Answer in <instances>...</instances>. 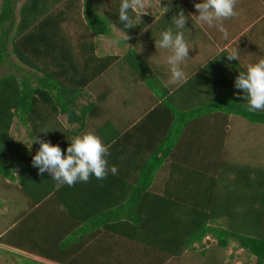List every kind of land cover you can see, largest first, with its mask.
<instances>
[{
    "label": "trees",
    "instance_id": "trees-1",
    "mask_svg": "<svg viewBox=\"0 0 264 264\" xmlns=\"http://www.w3.org/2000/svg\"><path fill=\"white\" fill-rule=\"evenodd\" d=\"M120 3L121 0L0 1V177L10 181L7 186L18 188L35 203L45 200L52 192L51 198L63 199L64 190L71 187L65 184L57 189L50 174H38V169L32 166V157L39 143L35 141L37 149L28 147L26 142L12 136L13 123L21 125L34 139L38 136L58 144L66 155L69 140L87 128L86 113L91 109L95 115L93 103L89 106L79 104L89 81L114 62L129 66L135 78L145 81L152 66L155 67L142 55L138 45L129 46L122 56H98L94 52V42L87 38L77 42L68 36L66 31L71 28V23L82 24V33L96 36L111 35L110 26L114 25L128 35L130 41L134 40L152 17L149 14L140 17L129 11L136 25L125 29L119 20ZM182 4H190V0H173L167 5L171 8L169 14H162L152 28L158 31L171 29L168 24L172 22V16L181 10L189 16L190 10ZM82 14L83 19L80 18ZM136 18L140 22H134ZM177 31L184 33L185 29L172 32ZM147 37L149 34L143 38ZM137 65L142 67L136 68ZM213 65L217 70L215 62L205 63L190 73L186 82L163 87L161 94L153 98L156 100L153 109L164 115L159 129L168 133L162 155L165 157L173 151V162L165 179L154 180L157 168L154 164L148 169H139L135 181L126 164L115 165L116 174L109 171L101 181L104 189L109 190L108 203L114 202L115 209L104 211L103 205L107 206V201H100L103 204L96 213L89 210V215L72 214L76 216V222L85 224L77 225L68 219L69 225L66 222L52 224L58 238H51L48 232L42 235V242L50 245L54 242L52 251L45 250L47 246L26 250L59 264H95L87 248L74 251L68 247L70 242L64 239L68 233L66 228L72 230L68 233L69 238L78 239L82 229L86 236L96 237V228L107 226L115 235L161 253L159 263L193 250L201 256L210 250L217 256L216 253L235 242L236 247L256 257L255 264H264V217L260 216L264 213V167L229 159L222 151L223 134L213 131L201 118L217 111L264 124V111L249 112L242 90L235 88L234 83L226 82L234 76L225 78L223 73L220 76L221 71H215ZM173 87L176 88L171 92L169 88ZM195 99L203 103L189 106L190 100ZM58 116H65L69 126L62 125ZM176 124L178 128L174 134ZM102 127L97 129L98 133L104 129ZM42 130L48 131L45 134ZM179 130L187 134H184L185 139L178 138ZM101 136L106 145L110 136L102 133ZM177 143L184 144L176 151L172 146ZM116 144L109 146L107 161H114L111 151ZM191 144L197 147L189 146ZM129 155L121 157L120 161L122 158L129 162L138 159L135 154ZM157 155L151 156L158 164L162 158ZM75 185L83 187L84 184L78 181ZM209 235L215 239L211 249L203 247V240ZM5 240L2 238L0 242ZM195 243L203 248L197 249ZM122 248L119 241L117 245L110 244L113 252ZM135 249V253L140 251ZM125 253L131 254L127 250ZM79 254H83L81 259ZM132 258L130 255L127 260L122 256L117 263L130 264ZM140 260L137 258L136 261L143 264ZM152 262L157 264L154 259ZM18 264L45 263L24 257Z\"/></svg>",
    "mask_w": 264,
    "mask_h": 264
},
{
    "label": "crops",
    "instance_id": "crops-1",
    "mask_svg": "<svg viewBox=\"0 0 264 264\" xmlns=\"http://www.w3.org/2000/svg\"><path fill=\"white\" fill-rule=\"evenodd\" d=\"M199 2H201V0H190V4H182L183 7H185V9L190 10L189 16H186L189 17V19L186 21V25L184 29L185 32H189L188 30L191 29L192 31L195 32V33L192 32L190 36H199L197 39H194L195 41L200 42V46L198 48H202V47L205 48L204 44L202 43L203 41L202 40L200 41V38L202 36H205V39L208 41L209 40L208 37L210 36V40H209L210 46L214 49V51L208 54L197 67L193 68V70L192 71L190 70L188 73L189 74L194 73L195 70L199 68V66L205 63L215 62L216 64H218L217 66L218 68L216 70L215 66L213 65L214 70L218 71L219 69V71H221L219 73L220 76L221 73H223L225 78H227L229 75L230 77L234 76V78H231L229 79V81H226L228 83H234L235 77L239 74L240 71H245L246 65L254 64L258 62L259 59L264 58V0H237V3L235 5V11L237 12V15L223 21L224 27L227 29L229 33L227 39H224L222 34L215 27H208L206 24L201 25L196 22L195 15H198V10L194 7V5L195 3H199ZM165 7H168V11L165 12L164 10L159 15L158 19L154 20L155 23L159 20L162 14H169L171 9L170 6L165 5ZM83 16L84 15L82 14L80 18L83 19ZM151 24L149 25L150 28L148 27L147 29L150 30L156 29V28H152ZM71 25H72L71 28L66 32H69L68 36H70L73 41L78 42V40L87 38L95 43V47H94L95 54L98 56H105L104 54L101 55L96 52V50L98 51L97 40L100 36H104V35L96 36L93 34L81 33L80 31H82V29L80 28H82L81 27L82 24L77 25L75 23H71ZM168 26L172 28V31L177 30V28L172 22L168 24ZM203 27L204 29L208 28L207 33L202 31ZM198 30L199 33H197ZM200 33L201 35H199ZM144 40H148V39L144 38ZM192 45L194 44L192 43ZM230 52L238 53L240 59L239 60L233 59L229 61L227 58V54ZM106 55H117V52H115L114 54H106ZM219 57L220 58L223 57V58L220 59L219 63H217V61H219L218 60ZM115 64H116L115 62L111 63V65H109L107 69L102 70L101 73L95 79L89 81L84 87V91L80 99L86 98V102H85L86 105H90L91 103L95 104L96 106L93 109H94V114H97L96 117H93L92 110H89L90 113L87 122V128L89 129L88 132H92L96 134L101 139L102 138L101 132L100 133L97 132V129L99 127L103 126L102 128H105L107 126L108 131L110 129L117 130L115 134L113 131L110 130L112 136L107 138L108 145L106 144V146L109 147L112 146L114 143H117L116 145H114L111 151L112 159L114 161H108L109 167L115 165L120 167L122 163L126 164V167H128L133 173L132 177L135 181V175L136 174L139 175V169L141 168L148 169L151 165L154 164L157 167L154 180H163L167 175L168 172L167 170L170 168L169 166L170 163L173 162L172 150H170L169 155H165V157H163L162 155L165 147L164 142L168 136V133L166 131L159 129L161 127L160 122L164 120V115L161 112H157L153 109L154 106H156V100L153 101V98L155 97L153 91L144 92V93L139 92L136 95L137 102L141 100L143 106L144 101L142 99L144 98L147 101V104L145 107L141 106V108L137 109L135 113L130 112V115L126 116V118L119 115V113H115V111L111 108L110 105L112 103H109L107 97L110 95L112 101L114 102L115 98L111 96L110 93L112 91H115L116 89L111 88L112 86L108 83L99 86L96 82V80L99 77H101L106 71H108V69L113 67ZM174 88H169V90L172 92ZM230 88L232 89V86ZM204 89L207 88L204 87ZM204 99L205 100L203 101H205L204 103L207 105V99L206 98ZM190 101L191 102L189 106L191 105L193 107L195 105H200L201 103H203V101H200L199 99L190 100ZM107 113L109 115H107ZM238 116L240 115H236L232 113L226 116L224 114L217 113V111H215L213 113L210 112L209 114H205L201 118H203L202 120L205 122V124L208 125L209 128L212 127L211 129L213 131H218L220 132V134H223L225 141L222 151L225 153V155L229 157V159L232 160L235 159V161L243 162V163L249 162L256 165L259 164L262 167H264L263 155H259V156L256 155L255 157H253L254 159H251L250 157L244 158L243 155H240V153L238 154L236 153L237 152L236 149L231 150L230 145L232 144L229 145L227 142L232 132V128L230 126L233 125L234 117L236 118ZM59 118L60 116H58V120L60 121ZM95 118H98L97 122H94ZM88 124H91V127H89ZM121 125H123V127H121ZM16 126L18 125L13 123V126L11 127V135L14 136L15 138H18L26 142L28 147H33L37 149V145L35 144L34 137L28 136V133L24 130V128L21 125H19L17 129H15ZM166 128L168 129V127ZM173 128H176L174 129V132L172 131L174 134H176L175 130H177L178 128L177 124ZM58 129L59 128H57V130ZM93 129L94 131H92ZM221 130L224 133H222ZM100 131H102L103 133V130ZM84 132L85 130H83L82 133ZM178 133H179V137H178L179 139H185V135L187 134H185L184 130L183 132L182 130H179ZM101 140L104 143L103 139ZM178 143L172 146L173 148L176 149V151L178 150L179 146L184 144V143L182 144H178ZM189 146H193V144ZM193 147H197V145L195 144ZM153 153H157L158 154L157 157L162 158L158 162V164L157 162H155L156 161L155 158H152L151 156ZM127 154H130L132 156L135 154L138 157V159L129 162V161H123L124 158H122V161H120L121 157H124ZM147 157H149L148 160ZM0 179H1L0 185L5 186L7 192L16 190V192L19 195V198H23L21 199V202L24 203V207L19 208V211L14 216V219H12L11 223L7 225L4 229H0V241H2V238H6L5 241H7V242L5 241L0 242L3 245L0 246L1 247L0 258L3 257L2 255H5V258L6 256H8L9 258L11 256L13 258L18 256L19 258L25 257L29 259H34L43 262L45 264H59L55 262H50L48 260H44L37 253H31L26 249L30 248L28 250H34V248H36L40 250V248L47 246L45 250L52 251L55 247L54 242H52L51 245L42 242V235L45 234V232L51 233V238H54L55 240L58 238L57 233L54 227L52 226V224L54 223L61 224L62 222L65 223L67 219L74 220V217L76 216H73L72 214H76L77 212L78 213L80 212L82 215L83 214L89 215L90 214L89 210H93L96 213L98 212L97 210L98 207L101 204H103L100 203V201H107V206L103 205L105 206L104 211L106 212L116 208V206H114V202H112L111 204L108 203L109 190L106 191L104 189L103 183L101 182L102 180H97L94 176L90 177L88 182L86 183L83 182L84 184L82 185L83 187H78L77 185H74L71 188L64 190L63 194L60 192V194H62L63 196V199L58 197L60 199L58 200L57 196H55L56 198H51L54 194V192H52L50 195L47 196V198H45V200H42L37 203L33 202V200L28 196H25L18 188H12L11 185L7 186L8 183L10 182L9 180L3 179L2 177H0ZM134 181L132 180L133 183H135ZM42 187L44 188V186ZM112 191L113 190H111V193ZM6 198L9 199L7 196ZM61 200H63V202ZM65 201L68 203L69 209L66 208L67 204L65 203ZM61 206H63V210H61ZM72 210L74 211V213H72L73 212ZM4 211L5 209H0L1 217L3 216L2 214H4L3 213ZM260 216L264 217V213H262ZM73 223H76L77 225H79V223L85 224L83 221L76 222V220H74ZM66 224L69 225L68 222H66ZM109 224L111 225L112 223L110 222ZM66 229L68 230L67 231L68 233H71L72 230L70 229V227ZM96 229L98 231L101 229L99 233L97 232V230H95L94 234L95 236L97 235L96 237H93L91 235L86 236L83 229L81 230L78 239L76 237L69 238L68 233H66L64 237L65 241L70 242L68 247L70 249L71 248L74 249V251H76L77 248H81V249H84V247L87 248V251L91 253L90 256L93 259H95V264H118L120 257L124 256L128 260L130 255L133 256V258L130 260V264H139L136 261L137 258L141 259L140 261L143 264H151L153 263L152 262L153 259L156 261L157 264H170L173 260H177V261L180 260V258H182L186 252H188L185 251L180 257L177 258L175 257L165 258L162 263H159L160 262L159 259L160 257L162 258V254L155 252L150 247L142 246L136 244L134 241L121 238L115 235L116 233L108 229L107 226L106 228L103 226H98V228ZM52 233H54V236H52ZM206 239L211 241L208 244V246L206 245L207 248L210 249L213 248L215 239L210 235L204 238L203 247L205 248L204 244L207 242ZM118 241L121 244V246H123V248L119 250H115V252H113L110 249V244L113 243L114 245H117ZM194 246H196L197 249L203 248L196 243L194 244ZM20 248H25V250H22ZM134 249L135 250L140 249V251L138 253H135ZM226 249L219 251V253L222 252L221 255L219 254L220 257L218 258L221 264H223V257H225L226 255L225 252ZM126 250L130 251L131 254L130 255L126 254L125 253ZM234 250L236 252L240 250V257H241L240 264H245V263L255 264L256 262L255 256L251 254H247L245 250L240 247L234 246ZM116 251L118 253H116ZM193 251L195 252V250ZM82 255L80 254L78 255L80 259L82 258L81 257ZM209 256H211L213 259H215L216 257L217 259V256H215L213 253H210ZM0 264H1V260H0Z\"/></svg>",
    "mask_w": 264,
    "mask_h": 264
},
{
    "label": "rangeland",
    "instance_id": "rangeland-1",
    "mask_svg": "<svg viewBox=\"0 0 264 264\" xmlns=\"http://www.w3.org/2000/svg\"><path fill=\"white\" fill-rule=\"evenodd\" d=\"M108 1L109 0H106V2ZM172 1L173 0H148L150 8L147 9V14H150L153 17V20L149 22H152V27H155L154 20H157L159 15L165 10V5L171 4ZM80 4L82 6V3ZM134 22H140V19L136 18ZM148 24L141 29L140 33L132 41H130L129 39L126 40V34L122 30L114 27V25L110 26L111 35L100 36L97 40L98 51L96 50V52L101 55L114 54L115 52H117V55L122 56L129 46L133 47L134 45H138L139 51L142 53V55L150 62V64H153L156 67L155 68L152 66V72L149 73L147 81H145L139 78H135L129 66H126L122 63H116L113 67L108 69V71H106L101 77L96 80L99 86L108 83L112 86L111 88L116 89L115 91H112L110 93L111 96L115 98V101H112L110 95L108 96L109 98L107 97V99L109 103H112L110 105L111 108L115 111V113H119V115L125 118L126 116L130 115V112L135 113L137 109L141 108V100L137 102L136 99V95L139 92L144 93L153 91L154 96L157 97L161 92V88L169 85H171V87L178 85L170 83L171 73L169 71V65L167 64V57L171 54L170 50L157 49L155 46V41H159V39L161 38L160 34L165 30L151 31L150 29H147L149 27ZM207 30L208 28H202V31H204L205 33H207ZM188 31L189 32H184L183 34L186 43L190 46L189 57L186 58L181 64V68L185 72L186 76L189 75L188 72L190 70L192 71L193 68L197 67L208 54L214 51V49L210 46V36L208 37V41L205 39V36H202L200 38V41H203L202 43L204 44L205 48H198L200 46V42L195 41L194 39H197L199 36H190V34L194 31H192V29ZM80 32L82 33V31ZM197 33H199V30L197 31ZM148 34L150 37H147L148 40H144L143 37L147 36ZM199 35H201V33ZM192 43L194 45H192ZM141 67V65H137L136 68ZM143 68L145 69V65H143ZM165 69L167 70L164 76L163 74L165 73ZM148 84H150L151 86H149ZM142 100L144 101V105L142 107H145L147 101L144 98ZM85 102L86 98L79 99L80 106L86 105ZM93 106L96 105L93 104ZM181 106H183V108L186 107L182 104ZM89 113L90 112L86 114V122H88ZM107 115L109 114L107 113ZM96 116L97 114L93 115V117ZM59 119L62 125H65L67 127L69 126L67 124L65 116H61ZM97 120L98 118H95L94 122H97ZM88 125L89 127H91V124ZM121 127H123V125H121ZM230 127L232 128V132L227 142L229 145L232 144L230 145L231 150L236 149V153H240V155H243L244 158L250 157L251 159H254L253 157H255L256 155L264 156L263 123H254L243 117L238 116L236 118L234 117L233 125H231ZM88 130L89 129L86 128L85 132H88ZM102 130L103 133L102 131L101 133L104 135L106 134V136H112L111 131H113L114 134L116 132L114 129H110L111 131H108L107 126ZM92 131H94V129ZM6 196L9 199H7ZM21 199L23 198H19V195L16 190L7 192L5 186L0 185V209H5V211L3 212L4 214H2L3 216H0V229H4L7 225H9L12 219H14V216L19 211V208L24 207V203L21 202ZM206 241L207 242L204 244L205 248H207L208 244L211 242L208 239H206ZM236 244L237 243L231 242V245H229V247L226 249V255L225 257H223V264H240V250H238L237 252L234 250V246H236ZM0 246L3 245L0 243ZM221 253L222 252H218L217 259L216 257L215 259H213L211 256H209L210 250L208 253L202 256L198 253L197 250L195 252L188 251L183 255L182 258H180V260H173L170 264H221L220 260L218 259ZM2 256L3 257L0 258L1 264H18L22 260V258H19L18 256L14 258L12 256L10 258L8 256H6L5 258V255Z\"/></svg>",
    "mask_w": 264,
    "mask_h": 264
},
{
    "label": "clouds",
    "instance_id": "clouds-1",
    "mask_svg": "<svg viewBox=\"0 0 264 264\" xmlns=\"http://www.w3.org/2000/svg\"><path fill=\"white\" fill-rule=\"evenodd\" d=\"M237 0H201L195 3L194 7L198 10L195 15L196 22L208 27H215L223 36L228 38V31L224 27L223 21L237 15L235 5ZM150 8L148 0H121L119 6V20L125 29L134 27L130 18L129 11L137 16L147 14ZM168 7H165V12ZM186 17L181 10L171 18L172 23L178 30L185 28ZM159 41H155L157 49H168L171 54L167 57L169 65L170 83L178 84L186 82L185 72L181 68L183 61L189 57L190 46L184 39L182 31L173 34L171 29L165 30L160 34ZM128 39V35L125 37ZM229 61L239 60V54L230 52L227 54ZM235 88L242 90L243 100L247 101L249 112L264 111V58L254 64L245 66V71H240L234 80ZM42 130L41 133H47ZM68 139V138H67ZM39 143V148L32 157V166L38 169V174L48 173L56 181V188L63 185L69 187L79 182H88L94 176L97 180H104L109 171L116 174L117 169L112 166L109 169L106 157L110 155L109 147L106 146L100 137L92 132H84L76 135L69 140L66 155L62 152L58 144H53L47 140L34 139ZM33 140V141H34ZM63 210V206H61Z\"/></svg>",
    "mask_w": 264,
    "mask_h": 264
}]
</instances>
